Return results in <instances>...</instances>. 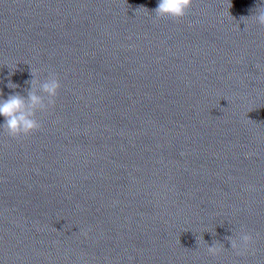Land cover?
Returning <instances> with one entry per match:
<instances>
[{
    "label": "clouds",
    "instance_id": "9594fccd",
    "mask_svg": "<svg viewBox=\"0 0 264 264\" xmlns=\"http://www.w3.org/2000/svg\"><path fill=\"white\" fill-rule=\"evenodd\" d=\"M192 4L193 0H159L158 6L153 10L154 19L158 21L170 18L174 21H180L188 15ZM228 4L230 8V0H228ZM139 9L145 8L140 7ZM241 20L245 24V29L248 27L246 20L264 27V6H257L253 10V14L242 17ZM236 27L240 29L238 24ZM31 76L32 79L25 82L30 85L26 90V96L14 92L4 99V94L0 91V116L4 118V123L0 124V129L12 139L26 138L42 129L43 125L37 118V113H49L55 108L62 87L59 76L55 72H49L47 77L41 80L39 72L31 68ZM7 87L16 89L19 86L9 80ZM83 234L87 235L86 232ZM201 239L203 241L202 236ZM225 239L230 242L231 249L235 251L237 256L255 254L253 247L255 237L250 232L242 229L238 237L232 235L225 237ZM205 245L207 254L212 257L219 256L225 250L222 244L215 241L211 246Z\"/></svg>",
    "mask_w": 264,
    "mask_h": 264
}]
</instances>
